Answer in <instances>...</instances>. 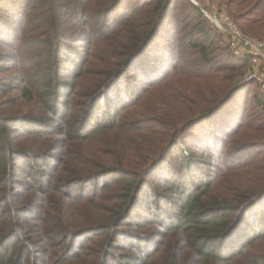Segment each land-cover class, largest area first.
Masks as SVG:
<instances>
[{
  "label": "trees",
  "instance_id": "trees-1",
  "mask_svg": "<svg viewBox=\"0 0 264 264\" xmlns=\"http://www.w3.org/2000/svg\"><path fill=\"white\" fill-rule=\"evenodd\" d=\"M247 64L190 0H0V264H264Z\"/></svg>",
  "mask_w": 264,
  "mask_h": 264
},
{
  "label": "built area",
  "instance_id": "built-area-1",
  "mask_svg": "<svg viewBox=\"0 0 264 264\" xmlns=\"http://www.w3.org/2000/svg\"><path fill=\"white\" fill-rule=\"evenodd\" d=\"M190 1L197 5L195 0ZM203 13L209 19L211 18L210 20H212L218 30H222V33L230 37L228 45L233 55L249 59L250 65L242 76L243 82H254L260 91L264 92V40L244 35L238 24L224 13H218L215 10L213 14H217L212 17L210 16L211 14L208 15L207 11H203Z\"/></svg>",
  "mask_w": 264,
  "mask_h": 264
},
{
  "label": "rangeland",
  "instance_id": "rangeland-1",
  "mask_svg": "<svg viewBox=\"0 0 264 264\" xmlns=\"http://www.w3.org/2000/svg\"><path fill=\"white\" fill-rule=\"evenodd\" d=\"M196 1V4H197V6L202 10V13H203V11H207L209 14L208 15H210L211 17L213 16V15H216L217 13H214L213 14V12L215 11V10H217V12L219 13H224L225 15H227L228 17H230L231 18V16L226 12L227 10H225V9H223V8H221L220 6V3H218V1H216V0H195ZM224 2H226V0H223ZM223 3V2H222ZM220 5V6H219ZM230 9L232 10V11H234L235 9H236V6L234 5V4H231L230 5ZM238 9H242V8H238ZM203 15L206 17V15L203 13ZM218 16H219V14H218ZM206 19L209 21V23L210 24H212V25H214L215 26V28H216V30L217 31H219L221 34H223L224 36H225V39L227 40V42H228V40L230 39V37L227 35V34H224V33H222V30L220 31V30H218L217 29V27H216V25L212 22V20H210L208 17H206ZM232 19V18H231ZM233 20V19H232ZM234 21V20H233ZM223 31H225V29H223ZM247 36V35H246ZM250 36V38H254V39H263L264 40V36L262 35V33H259L258 32V34H256V35H249ZM249 36H247V37H249ZM223 39V38H222ZM224 40V39H223ZM235 57H237V56H235ZM237 58H239V59H245V58H241V57H237ZM246 59H248V58H246ZM249 65H250V62H249V59H248V64H247V66L249 67ZM244 72H245V70H244ZM244 72L241 74V75H239L241 78H240V80L243 82V80H242V76H243V74H244ZM240 81V82H241ZM244 83V82H243ZM250 83V82H249ZM260 90V89H259ZM261 93L262 94H264V92H262L261 91ZM230 100H232L231 101V103L233 104V100H234V102L235 103H238L237 101H239L240 99L238 98L237 99V96H233L232 98H230Z\"/></svg>",
  "mask_w": 264,
  "mask_h": 264
}]
</instances>
